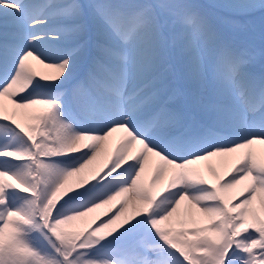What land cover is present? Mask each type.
<instances>
[{"label": "snow or ice", "instance_id": "6c2138e0", "mask_svg": "<svg viewBox=\"0 0 264 264\" xmlns=\"http://www.w3.org/2000/svg\"><path fill=\"white\" fill-rule=\"evenodd\" d=\"M0 264H264V0H0Z\"/></svg>", "mask_w": 264, "mask_h": 264}]
</instances>
